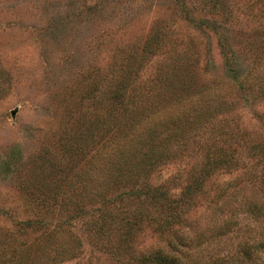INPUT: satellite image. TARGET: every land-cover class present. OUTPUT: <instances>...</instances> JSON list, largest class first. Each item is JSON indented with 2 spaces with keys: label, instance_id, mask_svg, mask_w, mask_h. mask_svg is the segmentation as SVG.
Returning a JSON list of instances; mask_svg holds the SVG:
<instances>
[{
  "label": "rangeland",
  "instance_id": "374dc122",
  "mask_svg": "<svg viewBox=\"0 0 264 264\" xmlns=\"http://www.w3.org/2000/svg\"><path fill=\"white\" fill-rule=\"evenodd\" d=\"M246 1L185 0L184 14L177 0H0V264H98L104 237L95 236L92 224L102 223L104 231L121 211L107 202L118 190L107 188L112 170L104 165L105 148L134 115L124 119L112 100L96 106L100 90L116 87L158 31L168 35L170 47H189L182 62L197 84L227 79L219 37L228 38L243 76L256 43L239 15ZM202 19L215 32L197 29ZM166 57L155 64L167 63ZM154 66L153 59L148 72ZM89 112L90 120L106 117L111 131L77 158L66 144L84 129ZM57 183L53 201L46 193ZM65 198L72 199L68 211L60 202ZM71 208L78 211L75 219Z\"/></svg>",
  "mask_w": 264,
  "mask_h": 264
},
{
  "label": "trees",
  "instance_id": "16d2710c",
  "mask_svg": "<svg viewBox=\"0 0 264 264\" xmlns=\"http://www.w3.org/2000/svg\"><path fill=\"white\" fill-rule=\"evenodd\" d=\"M177 5L188 14L185 0ZM240 13L256 42L243 76L236 51L219 37L227 79L197 84L182 62L189 47H170L168 35L158 31L116 87L108 94L107 87L100 90L96 106L112 100L124 119L134 115L105 148L104 165L112 170L107 188L118 190L107 202L121 211L104 231L102 223L90 225L104 237L98 264H264V0H247ZM195 26L216 29L205 19ZM165 54L167 63L156 65ZM89 116L66 144L77 158L111 131L106 117ZM168 170L171 175L162 178ZM58 189L57 183L46 197L56 201ZM60 202L65 211L72 205V199ZM71 211L75 219L78 211Z\"/></svg>",
  "mask_w": 264,
  "mask_h": 264
},
{
  "label": "water",
  "instance_id": "95a60500",
  "mask_svg": "<svg viewBox=\"0 0 264 264\" xmlns=\"http://www.w3.org/2000/svg\"><path fill=\"white\" fill-rule=\"evenodd\" d=\"M12 115H14V111H12Z\"/></svg>",
  "mask_w": 264,
  "mask_h": 264
}]
</instances>
